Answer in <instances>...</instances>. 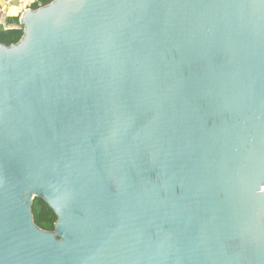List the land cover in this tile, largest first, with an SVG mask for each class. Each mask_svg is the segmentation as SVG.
I'll return each mask as SVG.
<instances>
[{
    "label": "water",
    "instance_id": "water-1",
    "mask_svg": "<svg viewBox=\"0 0 264 264\" xmlns=\"http://www.w3.org/2000/svg\"><path fill=\"white\" fill-rule=\"evenodd\" d=\"M19 26L0 264H264V0H52Z\"/></svg>",
    "mask_w": 264,
    "mask_h": 264
},
{
    "label": "trees",
    "instance_id": "trees-1",
    "mask_svg": "<svg viewBox=\"0 0 264 264\" xmlns=\"http://www.w3.org/2000/svg\"><path fill=\"white\" fill-rule=\"evenodd\" d=\"M52 0H44V5L48 4ZM34 9L38 8V6H34ZM19 18H10L9 22L12 20H18ZM23 29L22 28H11L5 29L4 27H0V43L10 45L13 43H17L22 37ZM33 216L35 223L42 229H44V223H51V230H54V224L49 221L50 217L55 218L56 216L53 211L44 203L41 199H35L33 204Z\"/></svg>",
    "mask_w": 264,
    "mask_h": 264
},
{
    "label": "crops",
    "instance_id": "crops-1",
    "mask_svg": "<svg viewBox=\"0 0 264 264\" xmlns=\"http://www.w3.org/2000/svg\"><path fill=\"white\" fill-rule=\"evenodd\" d=\"M44 0H0V27L8 29L21 28L19 19L12 20L10 18H20V15L27 9L34 6H43Z\"/></svg>",
    "mask_w": 264,
    "mask_h": 264
},
{
    "label": "rangeland",
    "instance_id": "rangeland-1",
    "mask_svg": "<svg viewBox=\"0 0 264 264\" xmlns=\"http://www.w3.org/2000/svg\"><path fill=\"white\" fill-rule=\"evenodd\" d=\"M49 221H51L54 224L55 223V218L52 216V217H50ZM44 230L52 231L50 222L44 223Z\"/></svg>",
    "mask_w": 264,
    "mask_h": 264
}]
</instances>
